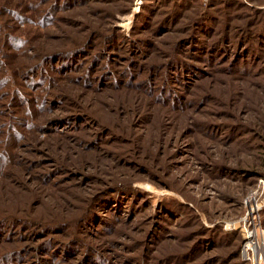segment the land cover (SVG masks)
<instances>
[{
	"label": "rangeland",
	"instance_id": "obj_1",
	"mask_svg": "<svg viewBox=\"0 0 264 264\" xmlns=\"http://www.w3.org/2000/svg\"><path fill=\"white\" fill-rule=\"evenodd\" d=\"M0 264H264V0H0Z\"/></svg>",
	"mask_w": 264,
	"mask_h": 264
}]
</instances>
